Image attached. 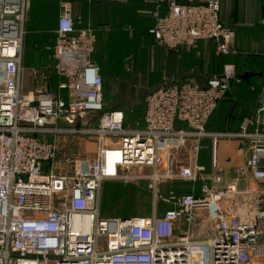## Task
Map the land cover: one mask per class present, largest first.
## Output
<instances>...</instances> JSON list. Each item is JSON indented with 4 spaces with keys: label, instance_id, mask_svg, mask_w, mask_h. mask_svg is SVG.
<instances>
[{
    "label": "built area",
    "instance_id": "2783aa9c",
    "mask_svg": "<svg viewBox=\"0 0 264 264\" xmlns=\"http://www.w3.org/2000/svg\"><path fill=\"white\" fill-rule=\"evenodd\" d=\"M28 6V0H0V264H256L255 247L264 240V91L237 130L211 131L209 117L231 81H240L235 65L223 63L202 84L166 75L146 95L142 118L125 124L121 109L103 111L95 30L64 1L54 41L45 46L54 64L31 69L36 79L49 72L60 79L58 89L38 81L23 92ZM220 8V0H156L147 32L174 52L186 46L199 53V43L212 40L217 53L228 54L235 31L221 21ZM67 136L94 142L92 151L73 158L70 175L53 168L58 139ZM206 138L210 172L197 163ZM221 139L248 149L232 180L216 157ZM187 140L192 160L182 164ZM144 166L152 169L154 202L168 206L154 203L145 216L102 215V183ZM248 172L258 182L249 187L256 206L246 219L224 203L245 191L239 180ZM175 177L191 181V190H158L159 179Z\"/></svg>",
    "mask_w": 264,
    "mask_h": 264
},
{
    "label": "trees",
    "instance_id": "16d2710c",
    "mask_svg": "<svg viewBox=\"0 0 264 264\" xmlns=\"http://www.w3.org/2000/svg\"><path fill=\"white\" fill-rule=\"evenodd\" d=\"M101 1L103 7L105 6L110 11L118 12L117 16L116 14L113 16L110 15L111 17L109 18V20L100 22V25H97L96 27L91 25L96 33L95 50L92 53V58L99 63L101 68V74L103 75V77H105V75H110L112 77L115 76L116 83L119 85L118 89L116 90V93H113L119 103H116V101L112 104L113 106H111L110 108H105L104 106L103 111L109 109H121L124 112L127 111V109H133L134 105H136V100L139 98V94L134 91V86L142 88L143 91L145 90L144 92H146V90L151 91L163 81L164 75L171 74L179 80L183 78H189L193 81L202 84L205 82L206 78L210 74L220 70H206L207 73L202 76L201 69L199 67L200 62L202 61L200 60L202 54H204L206 50L205 46V48L203 47L202 49H200V53H197L195 49L189 47L186 48L187 50H184L185 48H183L180 49L179 52H174L173 50H170L163 46L165 49L170 51V54H168V57L164 58V60L163 57H161L163 63L161 64V67H159V72L154 73L155 70L150 68L152 72L148 74V71L146 72L147 67L146 69L144 68L145 61L141 63L142 59H136L137 67L140 73L141 71H145L143 78L145 80L144 85H136L134 82L135 74L134 72H130V66L127 67V64H129L130 57L135 55L133 51L135 49V42L131 39L132 31L130 30L133 29V33H135V38H139L142 33L144 34H142L143 36H146L148 34L147 26H150L153 22V19L151 17V11L155 8L156 0H123V2H116L115 0ZM178 1L181 3H190L197 2L198 0ZM48 13L49 12L46 13V18L39 22L40 26L38 28L33 25L34 22L32 21V24L28 28V34H25V46L27 44H30V47H34L33 45L36 42L35 40L32 39L30 42H28V36L32 33L41 32L42 30H53V21L50 20L51 14ZM84 23L86 22L84 21ZM225 24L230 25L228 23ZM230 26L232 27V25ZM204 43L211 45L210 49L209 46H207V49H209V58H214L215 55L213 54H216L218 56L226 55L217 53L214 41L206 40V42ZM39 47L40 49L37 52L38 57L35 60V64L31 65V67L47 70L54 64V59L51 57L50 52L45 49L44 43H41ZM249 51L254 50L250 49L248 51H241L239 53H248L249 59L253 56L255 60L248 61V58L237 59L238 56H236V53L231 56L229 55V58H225V60L231 59L234 63H236V75L240 76V81H231L229 89L218 102V107H216L217 109L215 108L216 110L214 109L215 111H213V113L211 114V118L207 122V128L214 130H233V128H235L236 130L238 128L240 120L249 116L248 114L251 110V103L256 99L257 95L260 93L262 87L261 81H264L262 80L264 79V75L258 74V72H264V55H258L259 51L256 52L258 54H253ZM214 59L216 60V58ZM158 60L159 59H157V61ZM209 63L211 65H215L220 64L221 61L219 58V61L217 59V61H209ZM165 69H167L169 73L161 74V70L165 71ZM244 71H250L253 74L246 79L242 76V73ZM52 78L56 79V77L53 74H50L49 72L47 80H37L40 82H45L52 90L55 91V83H48V81H50V79ZM158 80H160V82L156 85V82ZM121 95L122 98L120 99L119 97ZM143 113L144 110L141 116L137 119H134L133 121L135 122L136 120H140L143 116ZM124 114L126 124V112H124ZM134 122L132 124H134Z\"/></svg>",
    "mask_w": 264,
    "mask_h": 264
},
{
    "label": "rangeland",
    "instance_id": "374dc122",
    "mask_svg": "<svg viewBox=\"0 0 264 264\" xmlns=\"http://www.w3.org/2000/svg\"><path fill=\"white\" fill-rule=\"evenodd\" d=\"M148 27V26H147ZM131 32V39L132 41L135 42V49L133 50L135 53V60L134 56L130 57L129 64H127V67L130 68V72H134L135 78L134 82L136 85L143 86L145 80L144 78V73L145 71H140L138 70L137 67V60L136 59H142L141 63L145 61L144 63V68L148 71V74L152 72L151 69H154L155 72H159V67H161V64L163 63L161 60V57L164 58L168 57L167 55L170 54L167 49H165L161 44H158L154 38L151 37V35H146L143 36L142 34L140 37L135 38V33H133V29L130 30ZM28 29H26L25 34H28ZM38 33V35H37ZM35 40V44L33 45L34 47H30V44H27L26 46L24 45V40L25 36L23 39V69H22V78H21V90L23 92H26L28 90H31L34 88L36 84H38V80L33 76L32 74V67L31 65L35 64V60L38 57L37 52L40 49V44L44 43V46L52 44L54 41V33L52 29L49 30H42L41 32H35L32 33L31 35L28 36V42L31 40ZM34 42V41H33ZM209 44L206 45V50L205 53L202 54V57L200 60V69H201V74L202 76L207 73L206 70L211 71V70H218L221 69V65L223 63H233L231 59L225 60V58H229L231 55H234V53H228L223 56H218L216 54L214 58H209L208 53L209 49H207ZM251 46V45H250ZM233 48V45H232ZM25 49V50H24ZM252 50L254 51H249L252 52L253 54H258V55H264V41H260L259 43L255 44L254 47H252ZM259 51V52H258ZM50 52V51H49ZM258 52V53H256ZM200 53V52H199ZM230 55V56H229ZM249 54H240L237 53L236 56L237 59H247L248 61L255 60L254 57H250L249 59ZM159 59L157 61V59ZM220 61V64H213L211 65L209 63L213 61ZM158 63V64H157ZM208 63V65H207ZM168 65V64H167ZM214 67V68H213ZM128 69V68H127ZM150 70V71H149ZM128 71V70H127ZM163 73H169L167 69L161 70V74ZM171 73V71H170ZM171 75V74H169ZM102 79H103V103L105 108H110L113 106L112 104L115 103L116 97L114 96L113 93H116V90L118 89V84L116 83V77L115 76H106L103 77L101 74ZM166 76V75H164ZM163 76V77H164ZM146 77V76H145ZM149 78V77H147ZM47 80V79H46ZM60 81V79H59ZM58 79H50L48 83L56 85L57 87V82H59ZM160 82L158 80L156 82V85ZM41 83V82H40ZM134 84V83H133ZM134 84V85H135ZM51 86V85H50ZM50 88V87H49ZM136 93L139 94V98L136 100V105H134L133 109H127L126 116H127V122L126 124H132L134 119H137L141 116L144 108H145V98L146 95L148 94L149 90H146L144 92L142 88L134 86ZM150 92V91H149ZM120 99L122 98V95L119 97ZM121 102V101H120ZM116 103H119L117 101ZM192 141V140H191ZM191 141L187 140V146L184 147V152L185 155L187 156V159L183 161L184 163L182 164H188L190 162V159L192 160V151H191ZM210 141V140H209ZM58 144H59V154L55 158L53 162V168L55 171L60 172L62 174H71V166H72V160L75 156L85 154V152H90L94 149V142L93 140H86L82 138H76V136H67V138H59L58 139ZM211 144V141H210ZM210 144H206L210 148ZM189 150V151H188ZM204 153L207 151V148L202 150ZM219 155V154H218ZM151 168L148 166L144 167H134L131 169V175L127 179H113V180H105L100 189V212L104 216H145L149 215L152 212V209L155 206L158 207L160 210L167 207L168 205L165 203H162L160 201L154 202V195H153V189L150 184V178L148 177L149 173L151 172ZM134 174H137L138 177L133 176ZM176 181H179L178 178H167V179H159L158 181V190L161 192H166L169 189L172 188V184ZM187 180H180L179 182L185 183ZM184 186H187V182L183 184ZM181 191H184L183 188H179ZM243 189L246 190L243 186ZM184 193V192H182ZM248 193V192H245ZM202 227L200 231H203ZM264 243V241H262ZM264 245V244H262ZM254 261L256 264H264V246L260 248V250L256 253L254 256Z\"/></svg>",
    "mask_w": 264,
    "mask_h": 264
},
{
    "label": "crops",
    "instance_id": "0c3cea01",
    "mask_svg": "<svg viewBox=\"0 0 264 264\" xmlns=\"http://www.w3.org/2000/svg\"><path fill=\"white\" fill-rule=\"evenodd\" d=\"M28 1H29V6L27 7L25 13V31L30 27L32 21L34 22L33 25L36 28H38L40 26L39 22L46 18L47 12H49L48 14H51L50 20L53 21V27H54L53 30H54L56 27L57 18L60 11V5L64 1L71 3L74 14L80 15L87 24H89L90 26L92 25L94 27L100 25V22L109 20L111 16L115 14L117 16L118 14V12L110 11L105 6L103 7L101 0H28ZM115 1L123 2V0H115ZM220 4H221V8H220L221 20L225 23L232 25L235 31V40L233 43V48L231 53L237 54L241 51H248L252 49V47H254L255 44L259 43L260 41H264V0H220ZM204 42L201 41L199 43L200 49H202L204 46L206 47L205 44H207L208 42L207 43ZM183 48H185L184 50H187L186 46L182 47L181 49ZM233 64L235 65L236 63L233 62ZM261 86L262 87L260 93L257 95L256 99L251 103V110L250 113L248 114L249 116L253 114L254 108L259 102L261 93L262 91H264V81H261ZM210 118L211 116L209 117V119ZM242 120H240V122ZM208 130L223 131V130H214L209 128ZM229 131H235V128ZM206 144H210V141L207 138L202 140V145H203L202 150L207 148V151L204 153L201 150L198 153L197 163L203 165L205 171L210 172L212 170V155H213L212 142L210 144V148ZM216 151H217L216 152L217 160L218 162H220V164L223 167L225 177L228 178L229 180L234 179L235 173L233 166L237 163L244 162L248 155V149L246 147V144L236 140L221 139L217 143ZM181 154H182V161H185L187 159L186 156L187 154L185 155L184 150L182 151ZM179 181H176L172 184V189H174L177 193L189 192L191 190L192 187L191 181H186L187 186L183 185L186 182L181 183ZM253 182H258V181L254 180L249 172L246 173L245 176L239 180V184L247 189L244 192L236 195L232 200L228 202L226 201L224 203L225 209L228 213L241 215V217H244L246 219L251 218L252 212L256 206L255 193L251 190L252 188L251 185ZM193 185L195 186V190L197 191L200 187V182L196 181L195 183H193ZM179 188H183L184 191H181ZM199 215H200L199 220L201 221L204 212L199 213ZM200 226L201 225H198L197 228H199ZM262 241L264 240H261L260 243L256 245L255 255L260 250V248L264 246L262 245L264 244L262 243Z\"/></svg>",
    "mask_w": 264,
    "mask_h": 264
},
{
    "label": "water",
    "instance_id": "95a60500",
    "mask_svg": "<svg viewBox=\"0 0 264 264\" xmlns=\"http://www.w3.org/2000/svg\"><path fill=\"white\" fill-rule=\"evenodd\" d=\"M253 73L252 72H250V71H244L243 73H242V76L244 77V78H248L249 76H251ZM258 74L259 75H264V72H258Z\"/></svg>",
    "mask_w": 264,
    "mask_h": 264
}]
</instances>
